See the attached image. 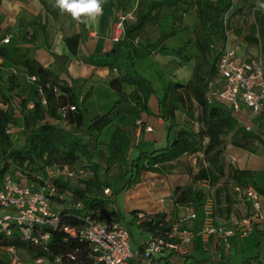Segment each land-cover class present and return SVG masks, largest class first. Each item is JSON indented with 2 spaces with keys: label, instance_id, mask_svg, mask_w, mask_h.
I'll list each match as a JSON object with an SVG mask.
<instances>
[{
  "label": "trees",
  "instance_id": "1",
  "mask_svg": "<svg viewBox=\"0 0 264 264\" xmlns=\"http://www.w3.org/2000/svg\"><path fill=\"white\" fill-rule=\"evenodd\" d=\"M115 5L120 8L130 5V0H116ZM228 0H137L134 9V20H123L124 36L119 41H114L112 47L101 53H92L81 58L85 63L96 66H105L111 71L108 84L119 95V103H123L122 113L127 116L124 126H117L112 132L108 143L98 140L97 134L111 122V111L99 114L85 123L84 111L76 94V86L72 81L59 78L52 66L44 67L37 60L24 59L19 66L28 76H34L37 84L30 98H21L20 109V133L22 143L15 146L8 128L18 122L16 111L11 103V96L16 95L14 90L19 87L15 74H8L5 79L0 75V176L9 174L14 180L19 176H26L36 181L35 175L41 174L46 168L67 166L71 169L89 167L91 175L77 180L76 185H71V180L62 175L52 180L57 191L70 190L74 200H81L83 208L72 209L70 215L64 217L66 223L74 225L78 223L76 215L82 212L95 216L98 210L107 212L109 217L128 225L124 217L110 205L112 200L102 196V190L106 186L105 174L108 173L119 155L125 165L126 182L124 187H131L138 181L139 173L143 170L159 171L164 163L179 158L183 154H201L197 157V171L192 174V182H206L214 188L212 212L219 206L227 216L234 203L233 188L235 186H253L259 193L264 194L263 189L257 184V172L249 169H239L228 164L224 160V148L226 137L229 142L237 147L253 151L254 142H262L258 132H245L231 115L230 110L217 102L209 103L206 98L208 84L216 74V60L218 51L210 48V44L216 46L225 40L222 24V14L228 9ZM184 6V7H183ZM195 6L198 24L194 29V45L196 55L193 59L190 79L186 84L170 82L165 87L164 96L159 99L151 85L141 77L135 68V59L154 52L168 37L174 36L180 29L174 22L181 23V16L173 14V26L171 30L159 32L156 39L148 44H142L138 40L139 33L146 27L156 24L161 17L163 7H173L174 11L186 12ZM241 13V8H235L229 15L232 18ZM264 16V10L263 14ZM41 25L37 24V27ZM232 32L240 35V28L234 27L231 21ZM246 42L258 44L261 57L264 60V27L258 25V35L244 34ZM135 40H137L135 42ZM65 45L73 55L77 54L78 35L73 33L63 37ZM183 47L177 50L181 56ZM57 56H55L56 59ZM0 58H6V49L0 45ZM187 61L186 56L181 57ZM128 83L134 86L129 95L121 92V85ZM154 95L157 100L156 115L167 125L168 133L174 129V135L162 149L151 152H141L134 159L127 160V153L133 141V129L135 120L140 113L151 114L148 107V99ZM31 103V107L28 104ZM74 105L75 110L67 111L65 120L71 124V128L60 125V108ZM177 111L183 112L186 117L185 124L178 126L176 121ZM57 121V122H55ZM197 126V128L194 127ZM98 148H103L108 155L107 166L94 161ZM224 182H221V180ZM232 189V191H231ZM205 193L202 189H195L193 184L176 187L173 190L175 206L199 203ZM134 219L137 212L133 211ZM98 218H102L99 216ZM164 213H156L149 216V220L138 223V228L150 233L152 236H165L169 231L171 221L165 219ZM259 236H262L260 232ZM175 241V238H169ZM7 247L22 248L31 254V258L43 257L52 260L59 255L68 264H93L89 255L88 245L85 241L69 238L61 231H51L48 241V251L40 246L30 244L21 239L18 229H14L10 236L0 234V264H10V257L4 254ZM144 244L139 246L141 251ZM152 260L162 264L170 258L182 259L183 264L194 259L190 254L176 253L172 249L164 248ZM73 256V259L70 258Z\"/></svg>",
  "mask_w": 264,
  "mask_h": 264
},
{
  "label": "crops",
  "instance_id": "2",
  "mask_svg": "<svg viewBox=\"0 0 264 264\" xmlns=\"http://www.w3.org/2000/svg\"><path fill=\"white\" fill-rule=\"evenodd\" d=\"M246 1L250 6L249 11L246 13L241 9V13L235 15L231 20L232 25L241 30L240 35H235L234 45L239 55L254 54L258 56L261 55L259 45L246 42L243 35L257 36L259 23H262L264 27V16H262L264 8H260L258 5L264 4V0ZM115 2L116 0H104L103 13L95 21L85 24L71 18L68 26L63 29L64 31H56L53 19L48 13L45 17L39 0H0V45L6 49V58H0V75L5 79L8 74H15L19 83V87L14 90L15 97L29 99L31 93L37 89V84L32 82L24 73V69L19 66L22 60H37L44 67L52 66L60 79L67 81L69 84L72 81L74 82L80 107L84 111L86 124L94 116L112 110L111 122L100 133L94 132L97 134L98 140L105 144L110 141L112 132L117 126L125 125L127 116L121 111L123 103L118 102L119 95L109 87L108 80L111 71L108 67L85 63L81 58L92 53L105 52L112 47L114 24L119 15H126L128 21L134 20L136 2L133 7L127 5L124 9L117 7ZM241 5L240 0H235L232 11L235 8H241ZM174 9L173 7H163L159 21L152 26H146L137 38L142 44L153 42L159 32L171 30L173 14L180 15L181 23L174 22V25L180 27L177 34L165 39L151 53V56L171 53L173 55L166 62H173L174 65L185 64L190 69L191 74L193 59L197 53L194 45V29L198 24L195 6H192L186 12L174 11ZM257 10L261 12H256ZM258 18L260 21H257ZM37 24L41 25V28L42 24L46 25L44 28L45 35L41 34L40 27L36 28ZM73 33L78 35L76 55L70 52L63 41L64 36ZM152 35L154 37L150 40ZM6 37L9 38V41L3 42ZM40 42H44L42 46L39 45ZM185 43L186 46L183 48L181 56L178 55V58H175L174 54ZM55 56H57L56 59ZM182 56H186L188 60L184 61L181 58ZM137 62L138 60L135 59V65ZM154 63L149 68L154 67L156 72H160V63L157 60ZM160 65L167 66L165 63ZM187 82L180 83L186 84ZM162 88H165L162 83L159 89L153 88L158 98ZM133 89L130 84L123 83L121 85V92L125 95H129ZM154 97L152 95L147 103L151 114L140 113L139 118H136V120H141L142 124L140 130L137 129V126L133 129V141L127 153V160L129 161L141 152L147 153L162 149L174 135V129L168 133L167 125L156 115L157 107L156 110L150 108L149 102ZM176 121L178 126H181L185 124L186 118H176ZM146 126L150 127V130H147ZM194 127L197 128L196 125ZM16 128L21 129V127ZM263 148L264 142H262L261 149L255 148V150L250 151L234 146L228 141L224 148V160L233 167L257 172L256 182L264 191ZM197 157L201 159V154H183L179 158L161 165L159 171L143 170L139 173L138 181L127 188L124 187L126 182L125 165L123 159L118 155L104 177V182L110 189V194H102V196L110 198L113 202L110 206L124 217L128 223L126 226L129 228L130 237H132V226L138 228V223L132 214L133 211L145 216L164 213L171 223L188 215L191 210L196 211L194 219H186L182 224L183 228L194 234L191 239V252L189 253L194 259L187 261L185 264H264V220L254 223L252 229L245 236L235 235L228 238L226 244L222 241H216L210 236L206 243L208 248L206 250L204 249V242L200 238V232L207 218L204 207L210 197L205 194L199 203L175 206L173 190L176 187L189 184H193V187L197 190H203L204 187H207L204 181L192 182V174L197 171L195 163ZM94 161L104 167L107 166L108 155L103 148L96 150ZM262 195L264 197V194ZM232 196L234 203L229 215L227 216L223 212L218 216H213L214 223L228 225L233 218L242 217L248 213L250 210L249 204L238 201L234 194ZM143 232L150 237V233ZM260 232L262 236H259ZM139 246L140 244L137 247H132L130 244L132 250H139ZM168 261L174 264H183V260L177 258H170L163 261L162 264ZM132 263V261H128L127 264ZM150 264L157 263L152 260Z\"/></svg>",
  "mask_w": 264,
  "mask_h": 264
},
{
  "label": "built area",
  "instance_id": "3",
  "mask_svg": "<svg viewBox=\"0 0 264 264\" xmlns=\"http://www.w3.org/2000/svg\"><path fill=\"white\" fill-rule=\"evenodd\" d=\"M228 1L230 5L222 14L225 40L218 46L210 44V48L217 49L218 57L215 65L216 74L208 84L206 98L209 103L217 102L226 106L245 132H258L259 127L264 130V60L261 55L238 54L229 18L235 0ZM126 17V15L117 17L112 34L114 41L123 38V20ZM8 41V37L3 39V42ZM29 79L32 82L36 81L34 76ZM28 106L31 107V103ZM69 110H75V106L67 105L59 110L62 117L59 123L64 128L72 127L64 118ZM135 124L140 130L141 120H135ZM145 128L150 130V127ZM7 131L11 133L10 127ZM260 137L264 142V131ZM46 172L35 175L36 181L26 176H19L16 180L9 174L0 176V234L10 236L14 229H18L22 240L48 251L50 232L61 231L66 237L87 243L93 264H127L128 261H132L133 264H150L152 257L161 254L164 248L180 254L191 252V239L194 234L183 228L182 224L186 219H194L196 211L191 210L188 215L173 221L169 231L165 232L168 239L160 235H150L141 251L132 250L129 228L122 222L110 218L107 212L98 210L95 216L82 212L76 215L78 223L74 225L66 223L64 217L70 215L72 209H82L83 203L81 200H74L70 190L57 191L52 180L59 175L70 180L86 178L92 174L89 167L73 169L67 166L48 167ZM31 182L37 183V186ZM233 191L238 201L249 204L250 210L242 217L233 218L228 225H218L214 223L211 215L212 205L208 201L204 207L207 218L200 232L206 250L210 236L226 244L228 238L235 235L245 236L254 223L264 220V197L261 193L251 185L235 186ZM102 193L110 194V189L105 186ZM99 216L102 218H98ZM145 220H149V216L144 214H137L135 219L137 223ZM169 238H175V241ZM4 250L10 255L14 248L7 247ZM70 258L73 259V256ZM44 262L68 264L59 255L54 256L52 260L35 258V263Z\"/></svg>",
  "mask_w": 264,
  "mask_h": 264
},
{
  "label": "rangeland",
  "instance_id": "4",
  "mask_svg": "<svg viewBox=\"0 0 264 264\" xmlns=\"http://www.w3.org/2000/svg\"><path fill=\"white\" fill-rule=\"evenodd\" d=\"M136 1L137 0H130L129 7H133ZM39 2L42 6L45 17H46V13H48L50 15V17L53 19V24L55 26L56 31H64L63 29L66 28V26H68V22L72 18L71 15L66 13V12L62 13L60 11V9L55 6V0H39ZM240 4H242L241 9L244 10L243 12L247 13L249 11V8H250V6L248 5L249 3L246 0H240ZM258 5H260V4H258ZM258 11H259V13L261 12L260 10H257L256 12H258ZM260 19L262 22L263 21L262 17ZM257 21H260L259 18L257 19ZM45 26L46 25L42 24V28L40 27L41 31H42L41 34H43V35H45V29H44ZM154 32H155V30H154ZM150 35H151V32H150ZM154 36H155V34H154ZM154 36L153 35H152V37L150 36V40ZM171 37H173V36H171ZM43 43L44 42H40L39 45L42 46ZM45 45H47V44H45ZM171 55H173V54L168 53V54H162V55H155V57L157 56L155 58V57H152L151 54H148L145 56L137 57L136 60H138V62L136 63L135 68L137 67L136 70H137L138 74L141 77L148 80L154 89L155 88L159 89L161 83L163 85H165V87H166L170 82H174V83H177V82L178 83H180V82L185 83V82H187L189 80V77H190V69L185 64L174 65L173 62H169V63L166 62L167 60H170ZM174 55H175V58H178L177 53ZM144 60H145V62L143 63ZM156 60L160 64L165 63L167 65V66H165V65L162 66L159 64L160 72H156L154 70V67L149 68V67H151L150 65H152V63L156 62ZM154 65H155V63H154ZM1 77L3 78L2 75H1ZM126 84H128V83H126ZM131 86H133V85H131ZM133 88H134V86H133ZM164 93H165V88H162L160 91L159 99H161L164 96ZM10 101H11V103H12V105L16 111V114L18 115L17 124L14 125V127L13 126L10 127L11 136H12V140H13L14 145L19 146L22 143V136H21L20 130L17 129L16 127H20L19 122H20L21 116H20V109L18 106L20 99L15 97V95H13V96H11ZM157 103H158V100L156 97H154V99L150 100V102H149L150 108L152 110H154V109L156 110ZM0 106L4 107V105L1 104V102H0ZM176 118H186V117L183 114V112L177 111ZM226 141L227 142L229 141V136L226 137ZM253 147L261 149L262 148V142H254L252 148ZM44 173H47L46 169H44ZM221 182H224V180L222 179ZM76 183H77V179H75V178L71 179V185L72 186L76 185ZM31 184L37 186V183L31 182ZM203 191L206 195H208L210 197L209 202L212 205L213 204L212 203V201H213L212 197L214 195V188L207 185V187L203 188ZM212 207H213V205H212ZM220 209H221V207H219V206L214 207V209H213L214 216H218V215L223 213V211ZM131 235H132V237H130V244L132 245V247L133 246L137 247L139 244L140 245L144 244L149 239L148 235H146V233H144L142 229H138L134 225L131 228ZM263 249H264V242H263ZM3 252H4V254L7 253L6 250H3ZM8 256L10 257L11 264H46L45 262L44 263H35V259L31 258V254L27 250L22 249V248H15L14 251ZM263 258H264V254H263ZM164 264H174V263L171 261H168V262H164Z\"/></svg>",
  "mask_w": 264,
  "mask_h": 264
},
{
  "label": "clouds",
  "instance_id": "5",
  "mask_svg": "<svg viewBox=\"0 0 264 264\" xmlns=\"http://www.w3.org/2000/svg\"><path fill=\"white\" fill-rule=\"evenodd\" d=\"M104 0H55V6L80 23L95 21L103 13ZM264 8V4L259 5Z\"/></svg>",
  "mask_w": 264,
  "mask_h": 264
}]
</instances>
